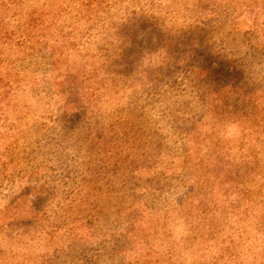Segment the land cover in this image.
Wrapping results in <instances>:
<instances>
[{"label": "rangeland", "instance_id": "1", "mask_svg": "<svg viewBox=\"0 0 264 264\" xmlns=\"http://www.w3.org/2000/svg\"><path fill=\"white\" fill-rule=\"evenodd\" d=\"M75 1L91 5L88 10L71 8L68 19L54 17L48 32L67 45L64 56L73 52L74 59H83L79 63H85L87 80L81 86L95 93L83 124L74 126V137L63 136V145L77 138L84 150L48 151L57 148L48 141L45 151H0V173L7 168L17 178L18 170L26 171L22 186L0 182V204L15 197L17 185L25 193L26 187L40 186L49 227L63 223L58 210L63 205L72 217L84 219L93 235L86 238L83 251L73 249L74 256L65 263L59 249L62 230L54 231L51 243L49 237L28 231L12 241L0 240V264H34L44 257L46 264H116L117 253L107 257L113 254L115 229L127 225L136 211L132 203L149 206L146 233H157V215H171L176 199L192 184V173L177 167L174 158L186 146L192 163L215 154L249 162V174L230 191L236 197L221 195V204L210 206L222 221V235L236 238L242 253L245 246L238 235L253 237L250 220L264 214V43L254 31L238 25V18L229 17L232 11L224 9L221 0L212 5L208 0ZM58 3L63 15L70 0ZM61 31L65 34H57ZM52 60L46 48L19 60L28 69L23 73H29L24 78L33 97L28 95L27 102L34 110H45L44 119L53 118L58 105L49 80ZM215 62L218 66L213 68ZM242 95L245 115L240 120ZM249 100L257 103L252 113ZM230 115L239 119L245 132L233 145L225 144L215 131L221 123L235 120ZM225 183L222 193L230 186ZM73 199L86 201L82 212L66 205L76 202ZM5 227L7 234L20 231ZM25 237L32 242H25ZM148 250L146 244L143 251Z\"/></svg>", "mask_w": 264, "mask_h": 264}, {"label": "trees", "instance_id": "2", "mask_svg": "<svg viewBox=\"0 0 264 264\" xmlns=\"http://www.w3.org/2000/svg\"><path fill=\"white\" fill-rule=\"evenodd\" d=\"M214 1L208 0L211 5ZM58 2L59 0L56 2L55 0H0V151H45L49 146L48 141L57 147L48 148V151H58V148L59 151H71L75 147L81 151L84 150V143L77 138L70 139L69 141L72 140L70 145H63V136L70 133L74 137L72 134L74 126L83 124L84 114L87 111L90 112L89 106L95 98V93L81 86V83L87 80L85 63H79L83 59H74L76 54L73 52H68L64 56L62 48H66L67 45L58 43V39L48 31L54 17L64 16L68 19L71 8L78 6L77 10L81 7L88 10L91 2L77 3L75 0H70V6H65L64 9L67 11L63 15L58 12L60 8ZM219 2L224 3V9L232 11L228 13L229 17L238 18V25L254 31L256 38L264 43V0H221ZM73 17L75 16L71 18ZM57 34L65 33L61 31ZM40 48L52 51L53 60L49 80L54 96L58 99V105L53 109L55 114L53 118L50 116L48 119H44L45 115H42L46 112L45 110H34L27 102L29 91L24 77L29 73H23L28 69H24L19 63V60L32 56V53ZM82 56L85 57L83 52ZM217 66V62L213 63V68ZM201 68L204 70L203 67ZM30 96L33 97L32 93L29 95L31 99ZM244 96L240 97V120L245 115ZM254 101L247 102L250 113L257 105ZM230 116L231 118L234 116L236 121L239 120L235 115ZM89 143L91 144V140ZM174 158H177L175 161L177 167L192 173V184L187 186L186 192L183 191L176 199V205L172 211L185 217L191 224L193 233L190 234L186 247L191 253L192 264H244L245 262L264 264V214L256 221L250 220L254 226L253 237L242 239V235H238V240H243L245 246V250L238 253L239 241L237 242L231 235H222L220 231L222 221L218 220L215 212L210 208L211 205L221 204V195L236 197L237 193L230 191L237 190L249 174V162L241 157L228 158L215 154L210 159L202 155L198 157L197 162L192 163L188 146ZM14 167L16 169V166ZM23 170H18L19 177L15 178V172L3 168L0 173V182H19L22 186V178L26 173ZM226 180L230 186L226 187V191L222 193ZM19 185H17L15 197L11 201L0 204V240L12 241L14 237L20 238L21 234L28 235V231H33L39 237L43 235L46 239L49 237L48 242L51 243L54 231L62 230L61 235L64 239L59 249L63 250V259L65 257L63 262H68L74 256L73 249L83 251V246L93 235L87 229L84 219L72 217V214L70 215L62 205L58 210L65 217L63 223L56 228L49 227L47 224L50 221L46 220L48 209L44 208L43 201L46 199L42 198L44 191H41L40 186L39 189L30 190L26 187L28 192L25 193ZM242 193L243 190L239 192V196ZM73 200L76 202L66 203V205L70 209L77 208L82 212L86 201ZM134 204L136 211L128 217V224L115 229L113 238L115 245L111 244L113 254L107 258L111 256L114 258L117 253L116 264H182L181 258L174 249L161 252L156 251L154 246L155 241L167 239L166 226L170 215L167 213L157 215V228H155L157 233L147 234L146 223L150 221L151 215L149 206L144 201H135L132 205ZM261 206L264 208V201H261ZM114 213L116 218L118 212L115 209ZM10 225L23 233L20 231L14 234L5 233V226ZM224 236H227L225 241H223ZM120 239L125 244L124 247H120ZM24 240L27 243L32 242L30 237H25ZM143 240L148 241L146 244H149L150 250L143 251L146 245L141 244ZM116 243L119 245V250ZM42 261L46 264L45 257L34 264H41Z\"/></svg>", "mask_w": 264, "mask_h": 264}, {"label": "clouds", "instance_id": "3", "mask_svg": "<svg viewBox=\"0 0 264 264\" xmlns=\"http://www.w3.org/2000/svg\"><path fill=\"white\" fill-rule=\"evenodd\" d=\"M207 131V129H206ZM215 131L219 138L227 145H233L245 134L239 121L227 120L216 126ZM235 199V197H231ZM167 239L157 240L155 248L161 252L174 249L181 258L182 264H192L191 253L186 247V242L191 234L190 222L179 213H172L167 223Z\"/></svg>", "mask_w": 264, "mask_h": 264}]
</instances>
